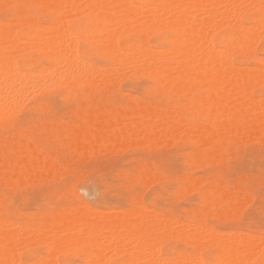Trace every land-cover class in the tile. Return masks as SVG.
<instances>
[{"label": "rangeland", "instance_id": "1", "mask_svg": "<svg viewBox=\"0 0 264 264\" xmlns=\"http://www.w3.org/2000/svg\"><path fill=\"white\" fill-rule=\"evenodd\" d=\"M35 1L39 2L41 0H22L15 5L3 4L0 0V27H5L7 30H12V32L14 30L16 37L22 41L24 39L29 41L30 38L41 34L43 32L42 28H44L46 24L48 25L49 23L48 26H50V23H53L55 11H53L52 8L46 7V5L42 6L40 4L41 6H39L37 2L34 3ZM165 1L166 0H130L131 6H140L137 10H140L143 14L151 10V12H154L155 8H152V6H162ZM234 1L239 5V2L242 0H238L239 2H237V0ZM247 1L249 2V0ZM247 1L244 0L240 3L242 7L239 5L241 9L240 22L242 23L241 25L245 24L247 26L246 28H248V26L250 27L248 29L245 28V25L244 27H241V25L232 27L230 25L232 21L226 20L225 22L228 23H224V25L221 24L217 33L213 36V43L216 49H224L227 46L217 40V35H225L231 39L237 37L245 38L247 37V31L251 32V30H249L251 26V29L256 25L255 29L257 27H259L257 28L258 30H260V27L262 28L261 25L264 23V8L261 7L260 9L259 0H257L258 2L256 0H251L249 5ZM252 1H255L253 5ZM244 2L246 8L244 4H242ZM145 4L148 6L146 9L149 8L150 4L151 10L149 8V10L143 12L145 10ZM81 5L79 7L74 6V9L75 7L77 8L75 11H73V8H68V13L66 12L67 14L63 16L65 21H63L64 24L62 22L60 23L62 26H66H64L65 29L64 27H62V29H64L66 33L68 31L67 36L70 34H72V36L75 35L74 38L70 35V40H72L69 41L72 45L74 43L73 46H75L74 48L77 50L78 58L81 59V61L83 59L85 60H83V66H81L82 72L85 70L84 65L87 60L88 62L85 65V67H87L86 71H89V69L90 71L94 70L93 67L95 64L94 68L101 71V73L99 72L98 74L96 72V74L102 76L104 81L105 79L111 78L113 75H116L115 78L117 79L114 81L113 77L110 80L111 82L106 80L107 83H100L101 85L98 84L99 82L95 84L89 83L85 75H81L80 70L79 74L82 77L78 75L79 79H81V81H78V78L76 79L78 83H74L75 80H73L72 78L74 77H72L70 78L72 83L67 82L70 83L68 85L65 84L64 81L66 79L69 81V78H65V80L61 79L62 84L59 80L57 84H52L53 86H51V81L54 83V81H56L55 79L51 80L49 78L48 81L50 82L48 83V81L45 82L47 73L43 72V75H40L38 72L36 73V70H39L41 67L49 66L51 61L47 60L41 52L32 48L25 49V51L23 50V52H21L20 59L15 64L16 68L19 72L25 70V74L27 73L32 76H30V79L33 78L31 80V86L38 88L36 86L40 84L42 89L38 88V93L37 89L34 88V93H37L34 94L31 90L32 92L28 94L30 96L26 95L27 98H23V96L22 98L20 97L21 101H19L20 98H17L20 104L16 102L14 105L17 106V109L15 106L14 109L18 111L15 112L14 110L11 113V110H9V112L7 111L8 113H6V116H8L6 119L5 116L3 118L1 117L2 119L0 118V223L2 221L7 223L8 219H11L12 222L14 221L27 228L38 223V227L40 226L41 229L48 230L62 216L72 213L76 215L77 213L75 212L79 214L90 208L97 209V212H101L102 210L101 214H103L104 211H106V213L112 212L110 210L126 212L124 211L126 209L132 212L136 210V212L142 211L143 213L147 211V213H149L150 211L148 215L151 214V216H153L154 214H158L154 216L158 217L160 215V218H158L160 221L161 218L163 220L167 217L172 218V220L174 219L173 221L168 219L169 224L173 225L174 228L170 225H168L170 228H166L167 230L173 228V231L171 230L170 232L172 235L170 234L171 236H169V230H166L168 235L164 231L167 236L163 234L165 236L163 238H167L164 239L165 241L162 239L163 242L162 240L159 241L162 243H158V251L161 254V258H163L158 259L159 264H162L161 262L164 264V261L165 264H176V254L178 251L189 249L185 244L173 238V232L178 228V230H181L185 225L189 227L194 223H202L205 226L208 225L211 229L213 228L212 231L215 229L216 233L219 232V234L221 232H226L227 234H224L226 236L230 235V233L231 235L234 234L235 230L244 236H247L248 233H252L256 236H250L249 234L248 236L255 240H260L259 243V240L255 241L253 239L257 243L255 244L252 240L254 245L259 248L262 244L260 249L264 250V118L261 117L260 120L252 119L249 115L245 116L237 112L236 114L235 112L229 111L228 105H221L218 100L213 99L214 96L211 97L209 95L207 82L202 80L200 76L197 78V75L192 74L183 76L184 80L178 85L177 83L180 79L173 80L172 82L169 81V83L167 81V84L162 81V79L160 80L154 76L150 71H139L138 68V70L134 69L135 67L133 68L134 71H132V66H129L125 67L127 70L124 68L125 71L123 68L122 71L121 69L120 71L117 69L119 72L113 69L115 72L112 70L110 73H114L111 74V76L109 75L108 78L107 76L104 77V70L109 68L111 56L100 48L98 42V27L93 26V28L91 26L92 23L94 24L97 21L96 16L90 14L89 10H87L83 4ZM141 6L144 7L142 8ZM158 6V9H156L159 12L161 8ZM78 8H81L80 11L82 14H80V11L79 13L77 12L79 10ZM133 9L135 8L132 7L131 10ZM141 9L144 10L142 11ZM71 10L73 12H71ZM161 11L162 10H160V12ZM108 12L113 20L118 18L117 13L113 10H109ZM155 13H157L156 10ZM74 14L76 16H74ZM158 14L160 17L162 16V18H165L164 15L166 14L162 12ZM68 15H70V18H68ZM146 15H144L145 18ZM27 18H31L32 23L31 21L29 22ZM14 19L17 21H12ZM20 19H27L28 24H21L23 20L19 21ZM39 24L42 28L38 26ZM42 24L45 26L43 27ZM7 27L11 28L8 29ZM257 29L256 32H259ZM256 32L252 30V37L246 49H243L240 53L234 54L231 58L237 66L241 65L246 68H248V66H250L249 68H259L261 69L260 73H263L264 62L262 58H264V32L263 30H260L259 33ZM255 33L256 35L253 38V34ZM258 34L261 35L259 36ZM173 35L174 32L172 28L167 26L160 28L145 26L140 28V32L135 41L132 39V36L128 34H119L117 37L122 50H125L124 52L129 54L128 56H135L138 52L144 50L147 45L151 48L153 47L152 49L164 48L166 51L172 50ZM257 35L258 38H256ZM93 37H97L96 40ZM255 38L257 39V43H255ZM25 40L23 43L24 46H27L28 42ZM252 40L254 42H252ZM253 45L254 47H252ZM89 63L90 66H88ZM91 65L93 67H91ZM260 66L262 68H260ZM86 71L83 74L88 72ZM34 72L39 75L36 77ZM91 72L93 73L94 71ZM124 73H126L125 76ZM33 75L36 78H34ZM40 76H43L44 80H39L38 78H41ZM43 77L41 79H43ZM75 77H77V75ZM82 78H84L83 81ZM261 78L262 77H260V80H262ZM47 79L48 76L46 80ZM101 79L102 78L99 77V80ZM160 81L162 83H159ZM41 82H45V84L48 83L50 87L47 86L48 84L44 87L45 84H41ZM163 83L169 88L166 89L165 85H163V87ZM252 84H249L251 87L248 85L247 90L252 92L251 98H258L254 101L258 104L257 107L261 108L263 107L261 103L263 102L262 104H264V81L260 82V84ZM158 87H161V89L158 90ZM242 100L241 98V101ZM168 107L170 108L169 111H174V115H171V113L169 114L168 111H164L165 109L167 110ZM135 108L136 114L134 116L133 113L129 112H134ZM139 108L143 109V113L139 111ZM145 108L147 109V114L145 113V117L141 118V116L144 115ZM175 108L177 110H175ZM137 109H139L138 111L140 114ZM150 109H155L156 112L153 111V113L157 114V112H159L158 115H152V111L148 113ZM126 111H128V113H126ZM176 112L180 114V116L182 115L180 121V116L176 115ZM160 113L170 115L171 117L176 115L178 119L175 117L176 120L174 118L173 120L169 116H164L165 119L166 117L168 118L165 121L163 119L164 117H162L163 115ZM12 114L14 115L12 116ZM251 114L254 115L255 112ZM2 115H5V112ZM154 115L159 118V121H156L155 117L154 120H150ZM117 116H119V118ZM148 116L151 117H149V120H147ZM136 117H138L137 119L140 118L142 121L146 118V121H137ZM160 117H162L163 120ZM130 118H133L137 123H143V125L144 123L146 125V122L149 124L151 121V126L148 124L146 126H155V129L154 127L152 128L155 131L151 129L150 132H152L149 133V130H143L144 132L140 131L142 133L139 132V135L137 134L138 132H135L136 138L133 135L134 133L131 132V134H127L128 138H126L127 135L124 136V141L122 139L123 137H111V140L104 139V135L108 132L106 129L111 125L110 121L113 125H116L115 123L123 122L124 119V121L127 122ZM171 119L174 126H171L173 125L170 121ZM182 122H185L184 124L189 126H184ZM157 124L161 125L160 128ZM162 124L165 125V128H168H162ZM101 126L103 127L101 128ZM232 127L233 132H230ZM161 128L162 130L164 129L165 135L161 134L163 133ZM220 128L221 130H219ZM237 128H239L241 132L238 131ZM169 129L171 130L169 131ZM205 129L207 131H205ZM196 132H199V134H195ZM94 133H98V135ZM256 133L258 134L256 135ZM112 134L113 132L111 135ZM143 134H147L148 138ZM153 134L155 136L157 135V137H152L154 136ZM159 134H161V137H159L160 139L158 138ZM137 135L139 137H137ZM148 135L152 136L149 137ZM95 136L98 138L97 141H95ZM130 136L131 139L134 138L131 140L129 138ZM197 136L198 138L200 137L199 140L196 139ZM201 136L205 141H203ZM151 137L153 139H151ZM137 138L139 140H137ZM20 139L22 140L21 142L19 141ZM116 139L123 141V143L118 141L116 144V142H114ZM28 142H30V144H28ZM199 142L201 145L198 144ZM213 142L216 143L214 144ZM22 143H24V145H22ZM77 147L78 149H76ZM197 149L198 151H196ZM33 155H37L36 157L40 156V164L38 163L37 165H32L27 168L28 166L26 163H21L20 158L22 156V159H27L31 158ZM196 155L198 157H195ZM185 159L187 162L184 161ZM183 161L185 163H183ZM48 171H50V173ZM40 174L44 175L40 176ZM47 174H49V176ZM142 174L145 175L142 176ZM19 176L21 177L19 178ZM148 176L151 177L148 178ZM155 176L157 180H154L156 179L154 178ZM18 178L20 180H18ZM215 187H219L220 190H218L219 188L215 190ZM226 192L227 196L223 198V194ZM220 194L222 195L219 196ZM236 198H239L238 201L240 200V203L235 201ZM235 203H237V207ZM229 204H235L234 207L232 206V208H230V211L228 210L230 207ZM78 208L82 211L77 210ZM148 208L149 210H146ZM95 210L93 209L92 211L96 212ZM2 218L6 219L3 220ZM38 218H40V221ZM218 218L221 219L218 220ZM11 220H9V222H11ZM166 221L165 219L164 224H168ZM4 222L2 223L6 224ZM45 226L49 228L46 229ZM16 229L18 230V228ZM227 231H229V233ZM21 232L22 231L19 230V234H21ZM223 233L221 234L223 235ZM244 233H246V235ZM168 236L173 239L168 238ZM24 242L23 244H19L21 246L18 245L19 247H17V253L20 255L23 262L19 264L33 263L36 262L39 256H46L44 244L33 241L34 244L31 242L32 245L29 246L30 244L28 245V243L30 241L25 240ZM255 252H257V250ZM255 252L249 256L247 264H259V253L257 252L256 254ZM108 253L109 252H107V254ZM197 253L204 264H217L216 256L222 254L223 251L218 246H209L205 249H200ZM79 256H81V259L84 258L82 254L69 251L55 252L57 264H85L84 260H81ZM127 258V253L122 256L123 261ZM172 258L175 261L171 262ZM168 259L171 260H169L170 263L167 261ZM119 261V258H114L111 260V264H118Z\"/></svg>", "mask_w": 264, "mask_h": 264}, {"label": "bare ground", "instance_id": "2", "mask_svg": "<svg viewBox=\"0 0 264 264\" xmlns=\"http://www.w3.org/2000/svg\"><path fill=\"white\" fill-rule=\"evenodd\" d=\"M19 1H22V0H1V2L3 4H7V5H15V4H18ZM239 1L237 0V2H239ZM242 1H244V0H242ZM242 1L239 2V5ZM36 2L37 1H35L34 3H36ZM249 2H251V0H249ZM249 2H248V5H249ZM253 2H255V1H252V5H253ZM37 3L39 4V6L46 5V7L52 8L53 11H55V16L53 18V23H50L51 24L50 26H48L49 23H48V25L46 24V26H48V27H46L44 24H42L43 27L45 26L44 28H42L40 26V24L38 25L42 28L43 32L39 35H36V36L30 38L29 41L26 39L28 42L27 46H24V43H23V41L25 39L23 38L24 40L22 41L19 38H17L16 35L14 34V30L12 32V30L11 31L7 30L5 27H0V118L1 117L3 118L5 116V119H6L8 117V116H6V113H8L9 110H11L10 112L12 113V111L15 110L14 104H16V102L18 104H20L18 102L17 98L18 99L20 97L22 98V96H23V98H27L26 95H28L30 92H32L35 88V86L34 87L31 86L32 85L31 80L33 79V78L30 79L31 75L27 74V73L25 74L24 73L25 70L22 72H19L18 69L16 68V65H15L16 62H18V60L20 59L21 52H23V50L25 51V49H29V48H32V49H35V50L41 52L47 60L51 61L49 66H47V65H46L47 67L43 66L44 68L41 67L39 70L35 69L36 73L38 72L40 75H43L44 74L43 72L47 73V75L45 77L47 78V76H48V79L46 80V78H45V82H47L49 80V78L51 80H53V79L56 80V81H54V83H52V81H51V83H50L51 86H53L52 84H54V85L57 84V81L59 82V80L61 81L60 83L62 84L61 79L65 80V78H69V81H68V79L65 80L66 82L63 80L64 83L67 85L70 84L67 82H71L70 78H72V77H74V78H72L73 80H75L74 83L76 82L77 78H78V81L79 80L81 81V79H79V77H82L79 74L80 72H81V75H83V76L85 75V78L88 79L89 83L91 82V83L95 84L96 82H99L98 84H100V83L102 84V83H105L106 80L110 81L113 77H114L113 79L115 81V79H117V78H115L116 75L111 76V74H113L115 72V70H113V69H116V70L118 69L119 71L121 69V71H122V68L124 70L125 67H129V66L130 67L132 66L131 67L132 69L134 67H135L134 69L138 68L139 71H148V72L150 71L152 74H154V76H156L160 80L162 79V81H164L166 83H167V81L169 83V81L172 82L173 80L180 79V80H178L177 85L179 83H181L182 80H184L183 76L193 74V75H197V78H198V76H200L202 80L207 82L208 88H209V93H210L209 95L211 97L214 96L213 99L218 100L221 105H228L229 111L235 112V113L237 112L238 114H242L245 116L249 115L252 119H259L260 120L261 117L264 118V104H262L263 102L260 101V102H262L261 105H263V107H261V108L257 107L258 104H256V102L254 100H256L258 98H256V99L251 98L252 92L247 90V87L249 84L255 83V85H256L257 83L260 84V82L264 81V77H263L264 72L260 73L261 69H259V68H249L250 66H248V68H246V67H242L241 65L237 66L235 64V62L233 61V59L231 58L234 54L240 53V52H242L243 49L244 50L246 49V47L248 46L250 39L252 37L251 36L252 30L256 32V29L259 27H257L255 29V27L257 26L256 25L253 29H251L252 28V26H251V28L249 29V30H251V32L247 31V33H246L247 37H245V38L244 37H237V38L231 39L229 37H226L225 35H217V40L220 43H224L227 45L224 49H219V50L216 49V47L214 46V43H213L214 34L217 33V30L220 28L221 24L224 25V23H226L225 22L226 20H228V21L230 20V22L231 21L233 22V23L231 22V24H230L232 27H238L242 24L240 22V14H241L240 13V10H241L240 6L241 5L239 6L236 3V1H234V0H166L162 4V6L157 5L158 7L161 8L160 9V10H162L161 12L163 14H166V15H164L165 18H162V16L161 17L159 16L158 13L161 14L160 10L158 12L157 6L153 5L152 3H151L153 5L152 8H155L157 13H155V10H154V12H151L152 10H151V8H150L151 6L149 4V8L151 11H148L147 13H149V12H151V13L150 14L146 13L147 14L146 15L145 13L143 14L140 10H137L140 7L139 5H138L139 7L131 6L132 4H131L130 0H41ZM258 3L260 6V9H261V7L264 8V0H259ZM81 4H83L87 8V10H89L90 14H94L96 16L97 21L94 24L92 23V25L90 23V25L92 27L93 26L98 27L99 37L98 36L97 37H98V42H99L100 48L104 52L108 53L111 56V58L109 60V66H108L109 68H106L104 70V74L102 73L104 75V77L107 76V78H108L110 75L111 78L105 79V81H104L102 76L98 75L99 72L101 73V71H98V69L96 70L94 68L95 64H94V67L91 65V67H93V69H94V70H91V71H94L93 73L90 71L89 68H88L89 71L88 70H87L88 72L86 71L87 67H85V65L88 62L87 60H86L85 65H84L85 70H83L84 72L86 71L87 73L83 74L84 72H82L81 66H83V62L85 60L83 59L84 61L83 60L81 61V59L78 58L77 50L74 48L75 46H73L74 43L72 42L73 45L70 43V41L72 40V39L70 40V37L72 36V34H70L71 36L69 35L70 37L67 36L68 31L66 30L67 31V33H66L64 30L66 26L64 25L65 26L64 27L60 23V22H62L64 24L65 21H64L63 16H65V14L68 13L67 11L69 9H72V8L74 9V6L79 7ZM242 4H244V6L246 5L245 2ZM255 4H257V3H255ZM133 5H135V4H133ZM1 6H3V5H1ZM132 7L135 8L136 10L135 9L131 10ZM146 7H148V6L147 5L145 6V8H144L145 10L144 9H141V10L142 11L144 10L143 12L149 10V8L146 9ZM84 8H82V9H84ZM245 8H246V6H245ZM75 9L77 10L76 7H75ZM75 9L73 11H75ZM80 9L77 11L78 13H79ZM109 10H113L115 13H117L118 18L116 17L117 18L116 20H113V18H111L110 14L108 12ZM73 11L71 10V12H73ZM77 12H75V13H77ZM12 14H13V12H12ZM80 14H82V12ZM70 15H68L69 16L68 18H70ZM144 15H146V18L144 17ZM74 16H76V15L74 14ZM27 19L29 20V22L31 21V23H32L31 18L30 19L27 18ZM27 19H24V20L22 19L23 21H26V22H23L21 19L19 21L23 22V23L21 22V24L26 25V24H28ZM65 19H66V17H65ZM15 20L16 19H14L12 21H15ZM60 24H61V27H60ZM244 25H241V27H244ZM145 26L151 27V28H160V27H166L167 26V27L172 28V30L174 32V35H173L174 40H172V42H173L172 50L166 51V49H164V48L163 49L162 48L161 49H152L153 47L151 48L149 45H147L144 48V50L138 52L137 55L134 56L133 55L134 53H133L132 54L133 56H128L129 54H126L124 52L125 50H122L121 46L119 45L117 35L128 34V35H131L132 39L135 41L138 37L139 32H140V28L145 27ZM261 26H262V28L260 27V30H263V32H264V29H263L264 23ZM12 27H13V25H12ZM62 27H64V29H62ZM246 27L247 26L245 25V28ZM249 27L250 26H248V28ZM9 28H11V27H9ZM248 28H246V29H248ZM73 30H74V28H73ZM260 30H258V31L260 32ZM259 32H256V33H259ZM256 33L253 34V38L255 37ZM258 35L256 38H258ZM74 37H75V35L72 36V38H74ZM97 37H93V38H95V40H96ZM263 37H264V35H263ZM77 38H78V36H77ZM73 41L76 43V41L74 39H73ZM252 42H254V41L252 40ZM255 43H257V39H256ZM252 47H254V45ZM129 51H131V50H129ZM262 59L264 62V58H262ZM90 63L88 64V66H90ZM101 67H103V66H101ZM260 68H262V67L260 66ZM128 69H130V68H128ZM132 69H130V70H132ZM134 69L132 71H134ZM112 70L114 72L110 73ZM118 70L116 72H119ZM30 71H29V73H30ZM32 72H33V70H32ZM96 72L98 74H96ZM135 72H136V70H135ZM36 73L34 72V74H36ZM94 73H95V75H94ZM126 73H124V76ZM31 74H33V73H31ZM86 74H87V77H86ZM38 75L36 74L35 76L37 77ZM76 75H77V77H75ZM78 75H79V77H78ZM33 77H34V75H33ZM36 77H34V78H36ZM40 77L42 78L43 76H40ZM99 77L102 79L99 80ZM260 77H262L261 78L262 80H260ZM41 78H38V79L41 81L44 80V77H43V79H41ZM83 79L84 78H82V81H83ZM87 79H85V80H87ZM33 81H35V80H33ZM33 81H32V83H33ZM36 81H37V79H36ZM101 81H104V82H101ZM45 82H41V84H45ZM49 82L50 81H48V83ZM112 82H113V80H112ZM118 82H119V80H118ZM39 83H40V81H39ZM48 83H46L44 85V87ZM76 83H78V82H76ZM159 83H162V82L160 81ZM50 85L48 84L47 86L50 87ZM163 85H165V84L163 83L162 86ZM165 86H166L165 87L166 89L169 88V87H167V85H165ZM31 87H33V88L30 89ZM36 87H38L39 89L40 88L42 89L40 84H37ZM173 87H174V85H173ZM38 88H35V89H37V91L39 93ZM177 88H176V90H177ZM47 89H48V87H47ZM157 89L159 90V89H161V87H158ZM34 91L32 93H34ZM36 93L37 92H35L34 94H36ZM28 96H30V95H28ZM21 98L19 101H21ZM241 98L243 99L242 101H241ZM33 106H35V105H33ZM131 106H132V104H131ZM15 107L17 109V106H15ZM168 108H167V110L165 109L164 111L165 112L168 111L169 114L171 113V115H172L174 113V111L173 112L169 111L170 108L169 109ZM139 109H137V111ZM175 110H177V109L175 108ZM16 111H18V110H15V112ZM135 111H136V108L134 109V112ZM139 111H141V113H143L142 108ZM139 111H138V113L140 114ZM151 111H152V115L153 114L158 115V113H159V112H157V114L153 113V111L156 112L155 109L154 110L150 109L148 113H150ZM157 111H159V110H157ZM4 112H5V115H2ZM15 112H13V113H15ZM32 112H33V110H32ZM134 112H129V113H133L135 116L136 112L135 113ZM146 112H147V109L144 111V115H142V116L140 115L141 118L145 117V115L147 114ZM177 112L175 114L180 116V114H178ZM252 112H255V114L252 115L251 114ZM11 113H9V114H11ZM126 113H128V111H126ZM160 114H159V116H160ZM13 115L14 114H12V116ZM126 115H128V114H126ZM155 115L153 116V118L148 116L147 120H149L150 118H151L150 120H152V119L154 120ZM161 115H163L162 117H164V116L168 117L169 116L172 119L173 118L175 120H176V118L178 119V116L176 117V115L173 117H171L170 115H164V114H161ZM117 117L119 118V116H117ZM162 117H160V118L162 119ZM167 117H166V119H165V117L163 119L166 121L168 119ZM181 117H182V115L179 117L180 118L179 121L181 120ZM137 118L138 117H136V119ZM145 119L146 118H144V121H146ZM158 119H159L158 117H155L156 121ZM172 119L170 120L171 122H172ZM116 120H115V122H116ZM124 120H123L124 123L123 122L115 123L116 125H113V123L110 121L111 125H109L108 128L106 129L108 132H106V134L104 135L105 136L104 139L109 140L111 137H117V138L123 137L122 139L124 141V136L127 135L128 133L131 134V132H133L134 133L133 135L135 136V134H136L135 132H138L137 134L139 135L140 133L144 132L143 130H145V131L149 130V133H151L155 129V126H153L154 129H152L153 127L146 126L148 124V122H146V125H145V123L143 125V123L141 124L139 122H138L139 123L138 124L137 121H139L140 118L137 119V121L133 120V118H130V120H129L130 122L127 120V122H129V123L125 122ZM144 121L140 120V122H144ZM182 121H183V119H182ZM246 121H247V119H246ZM168 122H169V120H168ZM150 123H151V121L149 122L148 125H150ZM182 123L184 126H187V127L189 126V125H185L184 124L185 122H182ZM165 124H168V123H165ZM172 124H173V122H172ZM178 124H179V122H178ZM183 125H181V126H183ZM103 126H101V128ZM157 126H159V128H160L161 125L157 124ZM164 126L165 125H163L162 128H164V129L168 128V127L165 128ZM171 126H174V124ZM206 126H207V124H206ZM206 126H205V128H206ZM187 127H186V129H187ZM162 128H161V130H162ZM207 128H208V126H207ZM226 128H227V126H226ZM151 129H152V131L150 132ZM164 129L162 130L163 133H161V134L165 135L166 133L164 132ZM171 129H169V131ZM237 129H238V131H240L239 128H237ZM219 130H221V128ZM140 131H142V132H140ZM205 131H207V130L205 129ZM208 131H209V129H208ZM223 131H224V129H223ZM231 131L233 132V127L231 128L230 132ZM244 131H245V129H244ZM112 132H113V134L111 135ZM94 134L98 135V133L97 134L94 133ZM154 134H155V132H154ZM161 134H159L158 138L161 137L160 136ZM195 134H199V132H196ZM257 134L258 133H256V135ZM138 135H137V137H139ZM143 135H146V137H147V134H143ZM148 136L150 137L152 135H148ZM100 137H101V135H100ZM152 137L156 138L157 135L156 136L154 135ZM152 137H151V139H153ZM190 137H191V135H190ZM95 138H96L95 141H97V139H98L97 136H95ZM126 138H128V135ZM129 138L131 139V136ZM135 138H136V136H135ZM199 138L197 136L196 139L199 140ZM202 139H203V137H202ZM76 140H78V139H76ZM127 140H126V142H127ZM131 140H129V141H131ZM137 140H139V139L137 138ZM19 141L21 142L22 140L20 139ZM118 141L123 143V141H120L117 139L114 142H116V144H117ZM203 141H205V140L203 139ZM28 144H30V142H28ZM198 144H200V142ZM206 144H207V142H206ZM22 145H24V143H22ZM179 145H181V144H179ZM2 146H3V144H2ZM210 146H213V145H210ZM14 148H16V147H14ZM76 149H78V147ZM31 150H33V149H31ZM34 151H32V152H34ZM196 151H198V149ZM23 152H24V150H23ZM193 154H192V156H193ZM36 156L37 155H33V156H31V158H27V159H22V157H23L22 156L20 158V161L23 164L26 163V165L28 166L27 168H29L32 165L34 166V165H37L38 163L40 164V162H41L39 160L40 156H38V157H36ZM187 156H188V154H187ZM195 157H198V156L196 155ZM7 159H8V157H7ZM184 161L187 162L186 159ZM184 161H183V163H185ZM52 166H54V165H52ZM160 168H161V166H160ZM43 169H44V167H43ZM240 170H241V168H240ZM48 172L50 173V171H48ZM42 175H44V174H40V176H42ZM47 175L49 176V174H47ZM143 175H145V174H142V176ZM20 177L21 176H19V178ZM149 177H151V176H148V178ZM19 178H18V180H20ZM154 178H156V176ZM143 179H141V180H143ZM154 180H157V178ZM216 180H218V179H216ZM146 183H147V181H146ZM19 184H20V182H19ZM218 188H216L215 190H217ZM218 190H220V188ZM212 191H213V189H212ZM214 192H217V191H214ZM198 194H200V193H198ZM226 194H227V192L224 193L223 194L224 197L223 196L222 197L225 198L227 196ZM221 195L222 194H220L219 196H221ZM246 195H247V193H246ZM202 196H204V195H202ZM230 196H232V195H230ZM229 199H231V198H229ZM234 199H235V197H234ZM238 199L239 198H236L235 201H237V203H240V200L238 201ZM247 199H250V198H247ZM203 200H204V198H203ZM242 201H244V200H242ZM199 202H200V200H199ZM139 203H140V201H139ZM237 203H235L236 207H237ZM158 204H159V201H158ZM209 204H210V202H209ZM235 204L234 205L229 204L230 207L228 210L230 211L231 210L230 208H232V206L234 207ZM93 209L95 210V208H93ZM93 209L90 208L89 210H86L85 212H82L79 214H78V212H75V213H77L76 215L72 213L69 215L66 214L59 219L57 218L58 219L57 222L55 224H53L50 228L48 227L49 229L45 226L46 229H48V230H43V229H41L40 226L38 227V223H35L31 227L27 228V227H24L23 225H19L18 223H15L14 221L12 222L11 219H8V221L6 220L7 223L2 221L6 224H3L2 222L0 223L1 224L0 225V264H15V263L19 264V263H21L22 259H21L20 255L17 253V251H18L17 247L21 246L19 244H23V242L25 240L30 241L28 243V245L30 244L29 246L32 245L31 242H33V241H37L39 243H42L45 245L44 251L46 250V256H44V257L39 256L36 259V262L27 263V264H57L56 258H55V252H62V251H69L72 253L82 254L84 257L82 259L84 260L85 264H111V260L114 258L120 259L118 264H159L158 259L161 258V254L158 251V243L159 244L162 243L163 240L167 238V237L166 238H163V237L168 235V233L166 232V230H167L166 228H168L169 227L168 225H170L168 222V219L172 220V218H168V217L165 218L167 220L166 222H168V224L165 223V224H167V225H165L164 224L165 219L162 220V218H161V221L158 220V218H160V215L158 217L154 216V215H158V214H154L153 216H151V214L148 215L150 213V211H149V213H147L148 212L147 211L146 212L147 214H146L145 212L143 213L142 211L136 212L137 211L136 210V211L132 212L130 210L127 211L128 209H126V210H124L126 212H117L115 210H110L112 212L107 211L108 213H106V211H104V213L101 214L102 210H101V212H97V209H96L95 210L96 212H93L92 211ZM166 209H164V210H166ZM77 210H79V208ZM146 210H149V208ZM79 211H82V210L80 209ZM83 211H84V209H83ZM119 211H120V209H119ZM121 211H123V210H121ZM99 214H101V215H99ZM2 219L4 220L6 218H2ZM55 219H56V216H55ZM219 219H221V218H218V220ZM9 220H11V222H9ZM38 220L40 221V218H38ZM38 220H36V221H38ZM176 225H178V224H176ZM170 226L173 227V225H170ZM15 227L18 228V230ZM164 227H165V229H164ZM186 227L187 226L185 225V227H183L182 229L180 228L181 230H178L179 229L178 228L176 231H174L173 232V238H175L178 241L185 244L189 249L179 250L178 253L176 254L177 255L176 256L177 261L174 260L175 259L174 257H173L174 259L172 258V261L170 259H168L167 261H169V260L171 262L175 261L176 264H204L202 262V260L199 258V255L197 252L200 249H205L209 246H218L223 251V253L218 254L216 256L217 264H243V263L247 264L249 256L252 253H254L256 250L259 253V257H260L259 264H264V250L260 249V246L262 244L260 245L259 244L260 240L256 239V240H259L258 244L260 246L258 245L259 248H257V246L254 245L253 241L255 239L250 237L251 235H253L252 233L251 234L248 233L250 236H248V234H247V236H244V235L240 234L239 232H236V230H235V233H239V234L234 233L231 235V233H230V235L226 236V235H224V234H227L226 232L225 233L221 232V233H223V235L221 233L219 234V232L216 233L215 229H214V231H215L214 232V231H212L213 228L211 229L210 227H208V225L205 226L202 223H194V224H191L189 227H187V228ZM173 228H171L170 230L168 229L169 231L167 230L169 232V236L172 235L170 232ZM14 229H16V230H14ZM19 230L22 231L21 234H19ZM164 231L167 233V235ZM229 231H227V232L229 233ZM231 231H233V230H231ZM246 232H248V231H246ZM163 234H165V236ZM244 234L246 235V233H244ZM169 236H168V238H172ZM161 240H162V242H159ZM24 244H25V242H24ZM33 244H34V242H33ZM255 244H257V243L255 242ZM26 245H27V242H26ZM24 247H27V246H24ZM20 249H22V248H20ZM107 252H109V253L107 254ZM257 252H255V253L257 254ZM126 253L128 254V258L123 261L122 256ZM61 256L64 257L63 255H61ZM80 257L81 256H79V258ZM169 258H171V257H169ZM24 259H25V257H24ZM161 259H163V258H161ZM159 261H161V260H159ZM170 261H169V263H170ZM161 263L163 264V262H161ZM164 264H165V261H164ZM249 264H251V263H249Z\"/></svg>", "mask_w": 264, "mask_h": 264}]
</instances>
